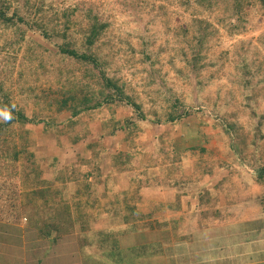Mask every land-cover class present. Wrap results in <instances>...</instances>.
<instances>
[{
    "label": "rangeland",
    "instance_id": "1",
    "mask_svg": "<svg viewBox=\"0 0 264 264\" xmlns=\"http://www.w3.org/2000/svg\"><path fill=\"white\" fill-rule=\"evenodd\" d=\"M235 1L7 0L11 7L7 14L18 10L27 23L21 22L18 28L0 21V83L11 106L38 121L14 123L16 131L6 135L7 145L2 143L0 216L14 203L22 207L24 220V213L38 218L54 211L64 215L44 202L21 205L29 183L39 180L40 174L52 189L65 180V191L58 196L64 198L75 192L84 194L85 182H93L97 188L93 196L115 199L109 220L122 225V232H139L154 222L142 215L141 227L131 225L130 219L137 214L125 207L129 203L125 196L135 194L136 185L128 187L129 181L141 185V168L150 171L157 166L175 170V181H185L188 171L199 176L192 177L194 181L210 184L213 196L199 200L200 206H191L194 213L206 206L236 210L261 192L263 198L258 201L264 206V181L258 177L264 168V7L256 0L246 2L240 18ZM93 20L101 34L89 47L86 34ZM203 34L200 65L193 67L188 60ZM60 45L91 51L97 66L62 53ZM105 78L114 80L124 95L114 85H105ZM131 99L141 104L142 116ZM173 103L181 114L175 120L169 117ZM72 107L80 109V114L73 116ZM4 117L1 111L0 119ZM43 122L50 124L48 130ZM90 144L102 151L103 165L95 163ZM95 168L100 177L93 173L86 177ZM240 190L247 194L243 196ZM70 212L62 229L72 230L77 224ZM93 222L103 226V222ZM101 225L82 249L100 252L107 248L104 254L109 264H146L141 263V247L114 253L115 245L121 243L117 237L105 236L113 228L104 231ZM8 230L14 233L13 228ZM209 238L218 239L215 234ZM8 247V242H0V248L6 251ZM162 252L151 250L144 259L156 263ZM8 260L9 254L0 250V264H10ZM82 261L98 262L87 257Z\"/></svg>",
    "mask_w": 264,
    "mask_h": 264
},
{
    "label": "crops",
    "instance_id": "2",
    "mask_svg": "<svg viewBox=\"0 0 264 264\" xmlns=\"http://www.w3.org/2000/svg\"><path fill=\"white\" fill-rule=\"evenodd\" d=\"M148 169L151 168H141V177H143L141 185L139 182L129 181L128 187L136 185V193L125 196L129 201L128 206L125 207L133 209V213L137 214L136 219H130L131 225L138 223L141 227V216L144 215L154 222L152 227H141L139 232H122L120 231L123 229L122 225H115L114 221L108 218L109 214L114 213L110 207L114 205L115 199L112 197L111 201L110 197L83 194L72 199L64 196L50 198L44 191L48 188L47 184H42L39 188L34 187L40 189L41 194L37 197L32 196V204L44 202V206L50 207L54 202L58 203L56 210L64 212L62 217L56 212L52 214H55L53 222L58 228L51 229L52 226L49 228L51 231L40 230V227L50 224L52 215L41 214V218H38L37 215L30 214L25 220L11 218L10 215L0 216V227L2 226L0 242L9 244L6 251L3 248L0 250L9 254L10 264H82L84 257L97 258L98 262L94 264H109L105 261L107 255L104 254L108 253L107 248L100 252L92 251L90 247L82 249L83 243L90 244L96 226L101 225L93 222L96 220L103 222L101 229L104 231L108 226L113 228L106 232L105 236L117 237L121 243L115 245L114 253L122 254V248L133 250L141 247V263L148 264V259H144L147 252L152 250L161 253L163 250L164 256L151 264H264V206L259 205L258 201L263 198L262 192L253 196L257 197L254 201H244L249 205L240 203L241 206L238 205L236 210L229 211L230 208L228 211L226 208L212 210L206 206L202 207L204 211L194 213L191 206H200L199 200L213 196L207 181H194L192 177L199 176L188 171L185 181H175L178 174L175 170L168 171L169 166L154 167V170H150L152 172ZM166 171L168 174L164 175ZM144 174L150 176L145 178ZM164 178L168 181L164 182ZM54 185L58 188L62 184ZM247 192H250V189ZM247 192L240 190L239 193L245 196ZM43 193L46 194L42 196ZM64 199L70 202H65ZM67 204H71L70 209L74 213L72 218L75 219L74 223H77L72 230L61 227V224H66L64 217L67 212L64 206ZM235 204L233 203L234 206ZM189 210L191 214L188 216ZM119 212L123 213V208H119ZM183 213L186 214L185 217L181 216ZM199 224L207 225L200 227ZM9 227L13 228L12 235L11 230H8ZM84 234L86 237L83 240ZM213 234L218 238L214 242L209 238ZM150 246L154 248L150 249ZM198 252L203 255L199 257ZM98 253H102L101 259H98ZM186 255L187 257H184ZM119 258L127 260L123 256ZM90 263L91 261L88 262Z\"/></svg>",
    "mask_w": 264,
    "mask_h": 264
},
{
    "label": "trees",
    "instance_id": "3",
    "mask_svg": "<svg viewBox=\"0 0 264 264\" xmlns=\"http://www.w3.org/2000/svg\"><path fill=\"white\" fill-rule=\"evenodd\" d=\"M208 2H211V0H206ZM219 0H212V2H217ZM253 0H236L235 1V7H236V13L237 15L240 16V18H242V12H243V6L244 4L247 2L249 4L253 3L252 2ZM258 2L261 3V5L264 7V0H256ZM10 5L7 3V0H0V21L4 22L6 25H10V26H16L18 28H20V23L21 22H26L24 16L20 15L18 13V10H15L11 15L7 14L8 10L10 9ZM97 21L93 20V23L91 25V30H89V32L86 34V44L90 47L91 45H93L99 35L101 34V27L97 28ZM46 34V33H45ZM21 36L20 37H23V33L20 34ZM47 35V34H46ZM207 35V34H206ZM198 42L197 45H195V48L193 49L194 50V54L192 56V58L190 60H188V62L193 66V67H198L200 64L199 62L201 61L200 60V57L199 55L201 54L202 50H203V46H204V41L206 40L205 38V35L203 34L201 37L199 36L198 38ZM59 50L62 52V53H66L74 58H77V59H80L82 61H86L88 63H93L94 66H97L98 64V59L97 57L90 51V53L88 52H80L78 51L77 49L75 48H71L70 46H64V45H60L59 46ZM106 82H105V85H108V86H111V85H114L116 87V90H120V94L124 95V91L117 86L116 82L112 79H107L105 78ZM3 97V98H1ZM129 98H131L130 96H127ZM109 99V98H108ZM131 104L135 107V110L137 111L138 115L142 116L141 114V104H139L138 102H136L135 100L131 99ZM100 103H97V104H93L92 107H96L98 106ZM88 107H91L90 105L84 107L85 109H88ZM73 108V107H72ZM172 108L173 110H171L170 112V119L171 120H175L176 118L180 117L181 114L180 112L178 113V105L173 103L172 104ZM73 116H77L80 114V109H78L77 107L73 108ZM1 111H4V114L5 116L7 115H11L12 116V119L11 120H6L5 117L3 119H0V152L3 150V146H2V143L5 141L6 142V145L8 143V140L6 138V135H8L9 133H11L13 131V133L16 131L14 130V127H13V124L14 123H19V124H22V125H25L27 123H32V122H37L38 120L35 121L34 118H31V117H28L24 112H22L21 110H18L15 106H11L10 104V99H9V94L8 93H5L3 92V89H2V84L0 83V112ZM43 120H41L40 122H42ZM45 123L44 127L45 129L48 130V128L50 127V124L47 123V122H43ZM72 123H75V121H72ZM21 134V137L23 136V133H20ZM78 140V139H76ZM90 147L92 148V152H93V155H94V160L97 159V161L99 162H95L97 165H103L101 164L102 163V159H103V154H102V151H99L97 149H95V146L93 144H90ZM20 153V151H16L15 152V156L16 158L18 157V154ZM100 155V156H99ZM121 159L124 161L126 158L123 157V156H120ZM102 158V159H101ZM121 159H117V161H119L120 163H123L121 161ZM110 162V161H109ZM108 164V162H106ZM114 165V160L112 158V163L110 165V170H111V166ZM97 168H95L92 172L86 174V177L87 175H90V174H94L95 176H99L101 175V172L100 170H96ZM111 174V172H105V175H109ZM39 177H40V174H38ZM39 180H36L35 183H29V187H31L29 190L25 191L24 193V200H23V203H21V205L23 204L24 206H29V205H32V196H35L37 197L38 195L41 194V190L39 189H35L34 187L35 186H41L42 184H47L48 188L45 189L44 191H46V193H48V195L50 196V198H54L55 195H57L56 197L60 196V195H63L64 191H65V187H63L62 185H65V177L63 176L61 179L62 181L64 180V182H62V185L59 186L58 188H51V182L49 181H41V179H44V178H39ZM60 177V174L58 173L56 175V178L58 179ZM74 178L73 179H77L76 175L73 176ZM258 177L260 179V181H264V168L261 169V171L259 172L258 174ZM46 180V179H45ZM87 181V180H86ZM54 183V182H52ZM50 185V187H49ZM98 185V184H97ZM77 186H78V183H77ZM85 186H86V189H85V192L83 195H86V196H89V195H92V191L93 189L97 190V188L95 186H93V182H90V181H87L85 182ZM99 186V185H98ZM56 187V186H55ZM6 188V187H5ZM46 193H43V195H45ZM78 194V195H77ZM47 195V196H48ZM75 196H82L81 193H74V196L70 197L71 199L74 198ZM74 206V204L72 205ZM50 207H53V208H57L58 207V203H55L53 205H50ZM65 210L67 212H70V208H71V204H67L64 206ZM58 209V208H57ZM21 210H22V207L21 206H18L16 205L15 203L12 204V205H8L6 207V210H5V213L6 215H10V217H15L17 218L18 220L21 219L23 216L21 215ZM21 212V213H20ZM56 211H54L55 213ZM24 217H28L26 215V213H24ZM30 215V214H29ZM35 216V215H33ZM51 221H50V224L48 225L49 228H58L57 227V224H55L54 221V217H55V214L51 216ZM10 220H13L11 219ZM47 225V224H46ZM51 229H49L51 231Z\"/></svg>",
    "mask_w": 264,
    "mask_h": 264
},
{
    "label": "clouds",
    "instance_id": "4",
    "mask_svg": "<svg viewBox=\"0 0 264 264\" xmlns=\"http://www.w3.org/2000/svg\"><path fill=\"white\" fill-rule=\"evenodd\" d=\"M5 119L6 120H11L12 119V116L11 115H7V116H5Z\"/></svg>",
    "mask_w": 264,
    "mask_h": 264
}]
</instances>
